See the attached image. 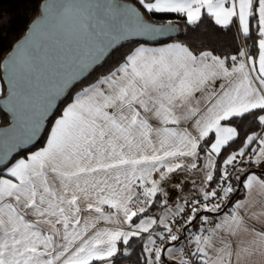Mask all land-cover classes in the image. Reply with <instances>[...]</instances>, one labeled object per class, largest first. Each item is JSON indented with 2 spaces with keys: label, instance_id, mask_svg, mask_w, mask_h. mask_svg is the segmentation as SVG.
Returning <instances> with one entry per match:
<instances>
[{
  "label": "snow or ice",
  "instance_id": "6c2138e0",
  "mask_svg": "<svg viewBox=\"0 0 264 264\" xmlns=\"http://www.w3.org/2000/svg\"><path fill=\"white\" fill-rule=\"evenodd\" d=\"M135 3L106 7L121 21L107 42L91 23V5L45 4L33 22L39 28L55 7L74 34L95 40L73 55L38 114L23 111L29 129L21 143L46 131L43 146L14 162L0 151V264H113L129 254L132 238L142 244V264H264V172L252 170L264 168V0ZM170 14L188 25L206 15L235 27L257 54L246 47L224 58L196 54L173 37L177 25L164 20ZM127 37L145 43L57 109ZM18 55L21 72L30 69L33 52ZM9 85L15 116L31 97L18 81ZM246 115L259 131H238L234 121ZM241 174L246 195L233 202L232 181Z\"/></svg>",
  "mask_w": 264,
  "mask_h": 264
},
{
  "label": "water",
  "instance_id": "95a60500",
  "mask_svg": "<svg viewBox=\"0 0 264 264\" xmlns=\"http://www.w3.org/2000/svg\"><path fill=\"white\" fill-rule=\"evenodd\" d=\"M45 4L91 5L93 12L96 14L91 23L96 28V33L100 34L105 42L110 38L113 27H118L121 23L118 17L113 18V14L105 10L106 7L122 5L138 7L134 2L127 0H42L38 16L28 24L25 33L12 45L0 62V80L4 86L3 94L0 96V110L8 118L6 124L0 125V151L11 153L10 162L16 155L31 150L41 139L44 131L40 133L39 138L34 143H21L25 140L29 129L28 117L38 114L44 96L55 85L58 75L67 70L73 55L81 51H87L95 40V37L91 35L85 38L79 35L78 32L74 34L69 28L72 21H64L58 18L55 14V7L50 10L47 20L37 28L33 22L43 14V5ZM96 6H99V8ZM173 23L178 27V31L173 34V37H176L180 33V25L176 22ZM101 30H103L102 33ZM127 41L145 43V40L139 37L121 38L116 41L108 54L102 57L94 68L101 64L122 43ZM23 48L31 50L36 59L30 69L25 65V70L21 72L20 65L23 63V58L18 55V50L22 51ZM13 57H17V63H13ZM91 71L77 80L71 88L85 79ZM9 79L18 81V90L28 91L31 97L30 105H18V114L15 116L13 115L12 105L6 103L10 87ZM70 89L57 100V108ZM25 109L28 112V117L23 114ZM47 125L48 122L46 121L45 129ZM242 176L244 177V174ZM240 185L241 181L238 182L237 191L240 189Z\"/></svg>",
  "mask_w": 264,
  "mask_h": 264
},
{
  "label": "trees",
  "instance_id": "16d2710c",
  "mask_svg": "<svg viewBox=\"0 0 264 264\" xmlns=\"http://www.w3.org/2000/svg\"><path fill=\"white\" fill-rule=\"evenodd\" d=\"M127 1L135 3V0ZM41 2L42 0H0V62L8 53L12 45L25 33L28 24L38 16ZM168 19H171L173 22L180 25V33L174 38L189 46L194 53L207 50L211 51L214 55L224 58L236 55L238 49L246 47L250 55L257 54L256 49L253 47V39L238 36L235 27L224 29L221 26L216 25L213 20L206 15L195 25H188L185 19L179 14H170L164 17V20ZM153 22L159 23L161 20L159 17H156L153 19ZM139 43L140 42L136 41L122 43L101 64L96 66L85 79L70 89L67 96L57 109L62 110L63 107L71 101L70 97L74 95L76 91H79L80 88L94 82L100 75L106 74L110 71L116 66L117 62L121 60L124 54ZM227 63L231 64V61L228 60ZM7 122V115L0 110V125H4ZM234 124L238 126V131H240L242 135L244 132H248L253 128L259 131V128L248 115L236 119ZM45 137L46 131H44L41 139L31 150L41 146L45 141ZM29 151H23L21 154L16 155L13 160ZM252 170L260 175L264 172V170H257L255 167H253ZM242 175L243 174H241V178L243 177ZM242 180L240 189L236 194H232V199L242 193ZM141 250V242L136 238H132L129 244V254L122 255L118 253L117 256L113 258V264H142V261L140 260ZM94 264H98V262H94Z\"/></svg>",
  "mask_w": 264,
  "mask_h": 264
},
{
  "label": "crops",
  "instance_id": "0c3cea01",
  "mask_svg": "<svg viewBox=\"0 0 264 264\" xmlns=\"http://www.w3.org/2000/svg\"><path fill=\"white\" fill-rule=\"evenodd\" d=\"M167 42H172V41H167ZM178 42H179V41H178ZM136 46H138V44H136L133 48H135ZM196 54H198V53H196ZM221 58H223V57H221ZM226 64H228L227 61H226ZM228 65L230 66L231 64H228ZM0 81H1V80H0ZM216 83H217V86H218V84L220 83V81H217ZM2 92H3V84H2V88H0V95L2 94ZM70 102H71V101H70ZM70 102H69V103H70ZM45 139H46V137H45ZM43 144H44V143H43ZM43 144H42L41 146H38V147L34 148V149L31 150V151H35V150H37V148L42 147ZM28 153H29V152H27V153H25V154H23V155H20V156H18V157H16V158H15L14 160H12L11 162H14L16 159H19V158H22V157H25V158H26V156H27ZM253 167H255V166H253ZM255 168H256V167H255ZM257 169L264 170V168H257ZM256 174H257L258 176L260 175V174L257 173V172H256ZM244 178H245V176H244ZM244 178H243V180H244ZM262 178H264V177H262ZM243 180H242V181H243ZM242 188H243L242 193L239 194L238 196H236V197L233 199V202H234V200H236V199H243L244 196L246 195V190L244 189L243 184H242ZM251 195H252L253 198H255L256 200H260V197H259V195H258V190L253 191V192L251 193ZM229 207H230V205H229ZM224 210L227 211V208H225ZM212 216H213V219L218 218V214H212ZM193 230H194V229H193Z\"/></svg>",
  "mask_w": 264,
  "mask_h": 264
},
{
  "label": "built area",
  "instance_id": "2783aa9c",
  "mask_svg": "<svg viewBox=\"0 0 264 264\" xmlns=\"http://www.w3.org/2000/svg\"><path fill=\"white\" fill-rule=\"evenodd\" d=\"M241 167H245V165H241ZM233 187H235L236 189H237V187H238V182L237 181H235L234 179H233ZM182 242H183V239H182Z\"/></svg>",
  "mask_w": 264,
  "mask_h": 264
},
{
  "label": "rangeland",
  "instance_id": "374dc122",
  "mask_svg": "<svg viewBox=\"0 0 264 264\" xmlns=\"http://www.w3.org/2000/svg\"><path fill=\"white\" fill-rule=\"evenodd\" d=\"M0 88H2V83H1V81H0ZM62 111V110H61Z\"/></svg>",
  "mask_w": 264,
  "mask_h": 264
}]
</instances>
